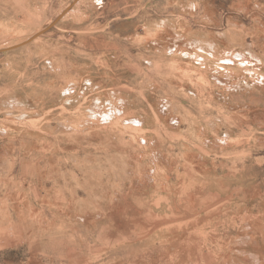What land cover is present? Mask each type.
<instances>
[{
  "label": "rangeland",
  "instance_id": "374dc122",
  "mask_svg": "<svg viewBox=\"0 0 264 264\" xmlns=\"http://www.w3.org/2000/svg\"><path fill=\"white\" fill-rule=\"evenodd\" d=\"M0 264H264V0H0Z\"/></svg>",
  "mask_w": 264,
  "mask_h": 264
},
{
  "label": "bare ground",
  "instance_id": "6f19581e",
  "mask_svg": "<svg viewBox=\"0 0 264 264\" xmlns=\"http://www.w3.org/2000/svg\"><path fill=\"white\" fill-rule=\"evenodd\" d=\"M110 191V190H109Z\"/></svg>",
  "mask_w": 264,
  "mask_h": 264
}]
</instances>
